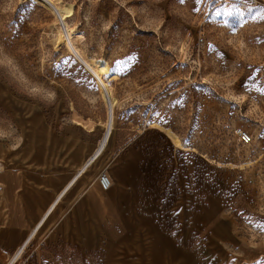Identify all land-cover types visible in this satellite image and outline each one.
Here are the masks:
<instances>
[{
    "label": "rangeland",
    "instance_id": "rangeland-1",
    "mask_svg": "<svg viewBox=\"0 0 264 264\" xmlns=\"http://www.w3.org/2000/svg\"><path fill=\"white\" fill-rule=\"evenodd\" d=\"M52 1L71 13L0 0V144L36 151L44 128L87 127L95 164L126 154L114 168L170 182L174 240L213 264H264V0ZM73 47L116 73L109 103ZM107 251L31 245L0 264H110Z\"/></svg>",
    "mask_w": 264,
    "mask_h": 264
},
{
    "label": "crops",
    "instance_id": "crops-1",
    "mask_svg": "<svg viewBox=\"0 0 264 264\" xmlns=\"http://www.w3.org/2000/svg\"><path fill=\"white\" fill-rule=\"evenodd\" d=\"M78 128L62 134L44 128L50 139L36 151L20 148L21 143L16 148L0 144V261L14 260L31 245L68 244L88 252L108 247L110 264H213L207 256L199 259L186 236L174 240L165 230L164 223L176 214L170 182L146 187L139 180L143 171L136 176L127 171L129 162L114 168L112 163L126 154L95 164L100 138ZM102 167L110 173L108 189L99 184ZM146 204L160 206L161 212H149ZM121 229L124 248L116 241ZM153 236L162 243L152 245Z\"/></svg>",
    "mask_w": 264,
    "mask_h": 264
},
{
    "label": "bare ground",
    "instance_id": "bare-ground-1",
    "mask_svg": "<svg viewBox=\"0 0 264 264\" xmlns=\"http://www.w3.org/2000/svg\"><path fill=\"white\" fill-rule=\"evenodd\" d=\"M38 1H42L43 3H45L47 6H49V7H51L52 8V6L50 5V3L52 4V5H54V7L57 9V11L59 12V14H60V16L62 15V19H64V16L66 15V14H70L71 13V11H72V6L71 5H69V6H67L66 8H64V9H61V8H59V7H57V5L55 4V2L54 1H52V0H38ZM66 35H67V37L65 38V40L67 41V43L68 44H70V42H71V40H72V37H71V35L69 34V30H68V33H66ZM73 49L76 51V49L73 47ZM76 52H78V51H76ZM79 53V52H78ZM80 54V53H79ZM82 60H83V62H84V64L88 67V68H90V69H92V71L94 72V75H96L97 76V79H98V82H99V85L102 87V89L105 91V94H106V97H107V100H108V102L107 103H109V88H108V86H107V83H106V81H105V79L103 78V74H110L111 75V77L112 76H115L116 75V73H114V72H112L111 71V69L109 68V65L106 63V62H104V61H101L100 62V64H98L97 66H95V65H92L91 63H88L84 58H82ZM111 102V101H110ZM111 108V107H110ZM111 121H113L112 119H111ZM100 184V183H99ZM55 201H57V200H55ZM57 206V205H56ZM50 208V207H49ZM49 210V209H48ZM48 212V211H47ZM43 219V218H42ZM36 230V229H35ZM29 240V239H28ZM23 247V246H22Z\"/></svg>",
    "mask_w": 264,
    "mask_h": 264
},
{
    "label": "built area",
    "instance_id": "built-area-1",
    "mask_svg": "<svg viewBox=\"0 0 264 264\" xmlns=\"http://www.w3.org/2000/svg\"><path fill=\"white\" fill-rule=\"evenodd\" d=\"M239 133L243 140L248 141L250 139L249 134L246 133L245 131L240 130ZM99 182L103 189H108L112 184L109 173H107L106 171H101L99 174Z\"/></svg>",
    "mask_w": 264,
    "mask_h": 264
},
{
    "label": "water",
    "instance_id": "water-1",
    "mask_svg": "<svg viewBox=\"0 0 264 264\" xmlns=\"http://www.w3.org/2000/svg\"><path fill=\"white\" fill-rule=\"evenodd\" d=\"M50 5L52 6V8H53L54 10H56V12H57L59 18H61L59 12H58L57 9L54 7V5H52L51 3H50ZM61 19H62V18H61ZM73 52H75L76 56H77V57L83 62L81 55H80L78 52H76L75 50H73ZM85 66H86V65H85ZM86 67H87V66H86ZM87 68H88V67H87ZM88 69H90V68H88ZM90 71L94 74V72L92 71V69H90Z\"/></svg>",
    "mask_w": 264,
    "mask_h": 264
}]
</instances>
